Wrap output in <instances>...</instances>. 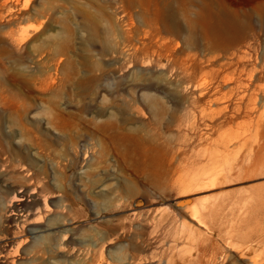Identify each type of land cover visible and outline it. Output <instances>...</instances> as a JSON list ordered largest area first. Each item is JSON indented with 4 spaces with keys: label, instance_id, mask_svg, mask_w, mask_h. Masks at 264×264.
<instances>
[{
    "label": "rangeland",
    "instance_id": "rangeland-1",
    "mask_svg": "<svg viewBox=\"0 0 264 264\" xmlns=\"http://www.w3.org/2000/svg\"><path fill=\"white\" fill-rule=\"evenodd\" d=\"M242 66L249 110L223 80ZM185 232L209 259L264 247V0H0V264Z\"/></svg>",
    "mask_w": 264,
    "mask_h": 264
},
{
    "label": "bare ground",
    "instance_id": "bare-ground-1",
    "mask_svg": "<svg viewBox=\"0 0 264 264\" xmlns=\"http://www.w3.org/2000/svg\"><path fill=\"white\" fill-rule=\"evenodd\" d=\"M253 72H254L253 68L246 69L245 67L242 66L239 67L238 76L237 78L234 79V81L232 80V78L229 77L223 78L224 81L233 82L235 83V87H237L238 89L240 88L239 98L240 101L244 104V109L246 110H249L248 108H251L250 105L254 104L256 99H258L256 95L258 91L262 88V85L258 84L259 82L258 83L255 82L256 80H254ZM253 107H255V105ZM251 127L252 129L254 128V123L253 124L251 123ZM30 194L31 193H28L27 190L23 192L18 191L11 199L10 204L14 207H18L23 204L27 196H31ZM179 205H181L183 208L186 207L185 209H187V211L189 212L188 216L198 215V211L193 206H185L186 205L185 201H180ZM183 240L193 243L194 249L189 250V248H185L183 246L180 247L179 246L180 244H176L172 248L171 246H169L167 249H163L162 251L158 252V254H155L151 251L149 253L147 250L139 249L134 244H130V245L128 244V246L124 249L120 257L117 258L118 260L116 261V264H263L264 263L263 246L262 247L260 246L259 248H257L258 247L257 246L256 247L257 249L255 250L254 249L252 250L251 246L250 247L246 246L241 248L237 252L238 258L241 260V262L234 263V262H229L227 259L228 255L226 256L222 252H220V258L218 253L216 254L217 259L212 256H210V259L207 258L206 257L208 255L207 250L204 247L200 246L199 244L200 241L194 239L193 235L190 232H185L183 236ZM11 260H16V259L11 258Z\"/></svg>",
    "mask_w": 264,
    "mask_h": 264
}]
</instances>
